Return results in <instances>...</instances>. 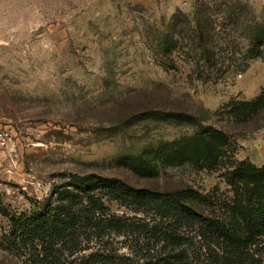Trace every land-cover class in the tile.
I'll return each instance as SVG.
<instances>
[{"label": "rangeland", "instance_id": "rangeland-1", "mask_svg": "<svg viewBox=\"0 0 264 264\" xmlns=\"http://www.w3.org/2000/svg\"><path fill=\"white\" fill-rule=\"evenodd\" d=\"M194 1L0 0V126L11 135L0 264H20L3 236L10 213L89 173L175 191L239 233L251 213L264 215V32L230 33L212 12L208 51L192 32L159 51L155 35L173 33L163 21L191 14ZM242 1L244 16L263 23L264 0ZM143 107L193 120L162 122ZM129 118L137 122L124 126Z\"/></svg>", "mask_w": 264, "mask_h": 264}, {"label": "trees", "instance_id": "trees-1", "mask_svg": "<svg viewBox=\"0 0 264 264\" xmlns=\"http://www.w3.org/2000/svg\"><path fill=\"white\" fill-rule=\"evenodd\" d=\"M242 0H195L193 11L178 9L158 36L166 52L178 46L184 33H194L208 51L215 38L212 12L224 13L230 33L245 27L264 32V22L244 16ZM248 11V9L246 10ZM177 36V37H176ZM172 37V42L169 40ZM210 40V42H209ZM234 41V39H233ZM258 36L253 46L257 45ZM244 66L242 69H245ZM147 118L169 123L173 118L193 120L185 111L147 109ZM138 113H141L138 111ZM132 118L124 120V126ZM153 120V119H152ZM56 197L35 201L29 212L9 215L4 240L20 264H264V215L245 218V231H232L169 189L137 186L113 176L89 173L76 176ZM251 197H255L253 194ZM116 201L130 212H116ZM126 249V250H124Z\"/></svg>", "mask_w": 264, "mask_h": 264}, {"label": "built area", "instance_id": "built-area-1", "mask_svg": "<svg viewBox=\"0 0 264 264\" xmlns=\"http://www.w3.org/2000/svg\"><path fill=\"white\" fill-rule=\"evenodd\" d=\"M10 131L0 126V168L4 161V153L10 141Z\"/></svg>", "mask_w": 264, "mask_h": 264}, {"label": "water", "instance_id": "water-1", "mask_svg": "<svg viewBox=\"0 0 264 264\" xmlns=\"http://www.w3.org/2000/svg\"><path fill=\"white\" fill-rule=\"evenodd\" d=\"M1 42V41H0Z\"/></svg>", "mask_w": 264, "mask_h": 264}]
</instances>
